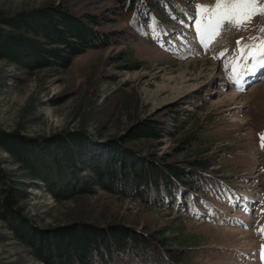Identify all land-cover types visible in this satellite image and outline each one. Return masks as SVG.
<instances>
[{
  "label": "rangeland",
  "instance_id": "374dc122",
  "mask_svg": "<svg viewBox=\"0 0 264 264\" xmlns=\"http://www.w3.org/2000/svg\"><path fill=\"white\" fill-rule=\"evenodd\" d=\"M50 4L63 5L75 16H108L101 29L122 37L117 45L80 54L64 70H21L0 61V130L32 139L86 131L99 145L143 120L161 119L168 132L160 141L129 147L180 167L197 158L212 166L200 171V189L189 190L186 200L179 195L171 201L164 194L147 203L148 197L122 198L100 188L94 195L55 200L37 182L29 189L25 216L45 229L77 222L120 224L166 239L169 259L157 256L142 263L122 257L121 264H261L264 68L243 70L235 78L238 85L225 64L237 41L264 40V15L240 28L226 23L204 47L193 18L197 4L215 0H167L161 11L146 16H116L114 0H0V10L13 14ZM0 162L21 177L18 164L1 148ZM0 264H45L14 237L1 212Z\"/></svg>",
  "mask_w": 264,
  "mask_h": 264
},
{
  "label": "trees",
  "instance_id": "16d2710c",
  "mask_svg": "<svg viewBox=\"0 0 264 264\" xmlns=\"http://www.w3.org/2000/svg\"><path fill=\"white\" fill-rule=\"evenodd\" d=\"M114 1L117 6L111 13L116 16H146L150 11H161L167 0ZM107 19L96 14L75 16L67 7L52 4L13 14L0 10V61L11 62L21 70H64L80 54L120 42V32L101 29ZM167 132L161 119H146L122 137L100 146L86 131L32 139L0 130V148L18 164L22 174L17 177L9 173L0 162L2 219L14 237L45 264H121L122 257L142 263L155 261L157 256L169 259L171 253L164 249L166 239L133 227L77 222L45 229L23 211L29 189L38 187L37 182H42L55 200L94 195L98 188L122 198L148 197V201L143 199L147 203L164 194L171 201L178 200L179 195L189 199V190L197 193L200 189V171H209L212 165L197 158L188 162V167H180L142 148L129 147L139 141H160Z\"/></svg>",
  "mask_w": 264,
  "mask_h": 264
},
{
  "label": "snow or ice",
  "instance_id": "6c2138e0",
  "mask_svg": "<svg viewBox=\"0 0 264 264\" xmlns=\"http://www.w3.org/2000/svg\"><path fill=\"white\" fill-rule=\"evenodd\" d=\"M256 15H264V0H215L214 5L197 4L196 15L193 18L194 27L201 44L207 47L209 41L219 35L226 23L240 28L250 23ZM261 31L264 32V28H261ZM251 39L254 41L252 44L241 45V41H237L236 52L225 64V68L232 67L230 79L238 85L239 82L235 78L243 70L251 72L256 65L264 68V40L259 37ZM225 54L226 50L219 55L223 57ZM249 60L252 62L251 67L248 66ZM260 139L261 147L264 148V134H260ZM259 231L264 234V226ZM259 256L261 264H264V245L261 246Z\"/></svg>",
  "mask_w": 264,
  "mask_h": 264
},
{
  "label": "bare ground",
  "instance_id": "6f19581e",
  "mask_svg": "<svg viewBox=\"0 0 264 264\" xmlns=\"http://www.w3.org/2000/svg\"><path fill=\"white\" fill-rule=\"evenodd\" d=\"M254 71H256V72H257L258 70H256V69H255ZM254 71H253L252 73H253V74H254V76L256 77L258 74H257L256 72H255V73H256V74H255V73H254Z\"/></svg>",
  "mask_w": 264,
  "mask_h": 264
}]
</instances>
